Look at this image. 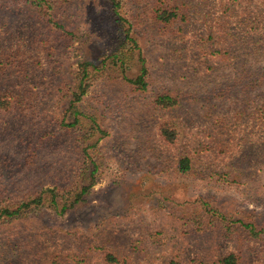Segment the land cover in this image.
<instances>
[{"label": "rangeland", "instance_id": "1", "mask_svg": "<svg viewBox=\"0 0 264 264\" xmlns=\"http://www.w3.org/2000/svg\"><path fill=\"white\" fill-rule=\"evenodd\" d=\"M45 1L54 7L0 0V205L80 182L82 166L91 176L63 214L46 199L2 216L0 264H108L107 252L133 264H220L229 252L264 264V0ZM116 8L135 25L149 89L98 77L82 110L100 131L81 143L88 126L61 125L66 79L79 62L112 53ZM164 9L179 16L165 23ZM161 93L179 103L158 107ZM171 123L172 143L160 132ZM203 201L263 233L221 221L200 228Z\"/></svg>", "mask_w": 264, "mask_h": 264}, {"label": "trees", "instance_id": "2", "mask_svg": "<svg viewBox=\"0 0 264 264\" xmlns=\"http://www.w3.org/2000/svg\"><path fill=\"white\" fill-rule=\"evenodd\" d=\"M39 3L45 2V4L49 5V8H53L54 3H49L45 0H38ZM116 6L120 5V1L115 2ZM116 14L119 15L120 21H123L119 25L120 35L118 38V42L115 45L112 53L107 58L101 59L99 64L96 61H91L90 59L83 60L79 62L80 68H77L75 71L69 72L68 78L66 79L67 88L64 89L63 99L68 100V109H66L64 117L62 118L61 125L64 128L74 129L75 132L79 128L77 126L85 127L88 126L87 131L84 132L81 138L84 140L79 141L81 143L88 142L92 140L94 134L100 131V127L98 125H92V123L96 122L94 115H88L85 117V113L82 110V103L86 101L85 97L87 93L90 91V86L94 83V81L98 77H102L105 74H109L113 76L114 79H119L123 82V80L133 87L135 91H148L150 85V70L146 62L145 53L142 45L140 44V40L136 35L134 30V24L130 22L131 19L126 18L116 8ZM158 18L165 23H169L175 20L178 15L176 10H168L164 9L162 13H158ZM182 17H185L182 16ZM131 18V17H130ZM58 27H63V25L57 24ZM111 59V60H109ZM137 66L138 73L130 76L129 71L132 68ZM114 73V74H113ZM155 103L158 107L161 106L163 109H171L176 106L179 102L178 99L171 95L170 93H161L156 99ZM161 135L168 142H174L178 132L173 123L169 126H162L160 129ZM93 145V144H90ZM88 148V146H87ZM85 153H88L85 149ZM95 168L91 173L98 169V165L96 161L92 163ZM179 168L181 171L188 172L192 169L191 158L188 156H184L181 158L179 162ZM83 166L79 168L77 177L78 179L82 178L80 182L75 179V183L72 185L71 182H67L63 185L55 184L54 188H48L43 190L39 197L35 199H31L29 202H23L17 204L14 203H2L0 205V218L5 216L7 218L17 217L19 214L28 213V209L32 208L33 204L42 205L46 199L50 201V208L52 211L58 214L65 213L68 209L73 208L77 202L81 200L84 193L88 189V185H85L84 180L91 176L87 177L83 174ZM74 181V180H73ZM76 184V187H75ZM201 199H199L200 201ZM198 201V200H196ZM195 208L200 210L199 214L196 215L199 217V220L203 218V222L199 221L200 228L208 227L210 223L216 224L219 221L222 224L228 223L229 229L233 228L235 223L241 224L244 226L252 235L259 237L262 230H258L254 224L244 221L243 219H231V221H227L228 215H226L222 210L214 206H210L206 201L198 202L195 204ZM195 218V217H194ZM210 228V227H208ZM104 260L108 264H133L129 262L127 258H121L114 252H107L105 254ZM220 264H243L240 257L235 252H229L226 255H223L219 259ZM168 264H181L176 259H170Z\"/></svg>", "mask_w": 264, "mask_h": 264}]
</instances>
